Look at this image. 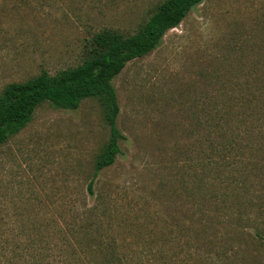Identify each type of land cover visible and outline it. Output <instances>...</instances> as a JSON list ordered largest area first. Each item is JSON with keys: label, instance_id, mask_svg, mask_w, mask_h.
<instances>
[{"label": "rangeland", "instance_id": "374dc122", "mask_svg": "<svg viewBox=\"0 0 264 264\" xmlns=\"http://www.w3.org/2000/svg\"><path fill=\"white\" fill-rule=\"evenodd\" d=\"M163 0H0V94L136 33ZM124 135L96 97L40 103L0 144V264L29 235L80 264H264V0H202L112 80ZM109 250H106V248Z\"/></svg>", "mask_w": 264, "mask_h": 264}, {"label": "trees", "instance_id": "16d2710c", "mask_svg": "<svg viewBox=\"0 0 264 264\" xmlns=\"http://www.w3.org/2000/svg\"><path fill=\"white\" fill-rule=\"evenodd\" d=\"M202 0H163L134 34L122 37L105 28L92 36L91 55L81 64L59 70L55 74L41 71L22 82H10L0 94V144L17 133L32 118L35 108L49 102L57 108L76 109L88 97L103 101L105 119L109 126V139L99 154L93 176L87 184V192L94 196V182L98 173L112 165L120 152L119 142L124 135L117 127L119 112L117 95L112 80L125 64L157 48L164 34L177 27L184 17ZM106 250H109L107 247ZM110 260L88 264H123L119 249L112 248ZM16 264H80L73 251L59 248L55 252L44 236L34 233L23 247L15 251Z\"/></svg>", "mask_w": 264, "mask_h": 264}]
</instances>
